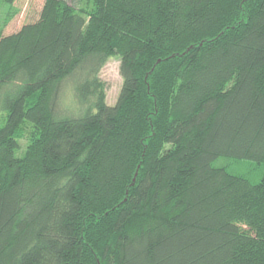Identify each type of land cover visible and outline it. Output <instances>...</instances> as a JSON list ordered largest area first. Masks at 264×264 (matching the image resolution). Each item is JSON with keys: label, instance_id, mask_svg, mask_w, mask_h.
<instances>
[{"label": "trees", "instance_id": "obj_1", "mask_svg": "<svg viewBox=\"0 0 264 264\" xmlns=\"http://www.w3.org/2000/svg\"><path fill=\"white\" fill-rule=\"evenodd\" d=\"M0 264H264V0H43L0 34Z\"/></svg>", "mask_w": 264, "mask_h": 264}, {"label": "rangeland", "instance_id": "obj_2", "mask_svg": "<svg viewBox=\"0 0 264 264\" xmlns=\"http://www.w3.org/2000/svg\"><path fill=\"white\" fill-rule=\"evenodd\" d=\"M43 0H16L12 6L0 5V34H7L18 30L22 24L36 17L41 9ZM100 78L106 86L107 103L113 104L122 82L119 73V59L111 56L99 72ZM225 158H219L224 163ZM247 162V161H246ZM242 161L241 165L246 166Z\"/></svg>", "mask_w": 264, "mask_h": 264}]
</instances>
